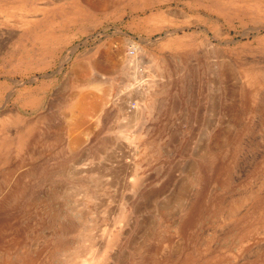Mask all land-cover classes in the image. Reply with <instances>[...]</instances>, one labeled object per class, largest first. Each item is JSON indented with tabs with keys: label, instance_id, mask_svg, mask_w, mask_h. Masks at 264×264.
Wrapping results in <instances>:
<instances>
[{
	"label": "rangeland",
	"instance_id": "1",
	"mask_svg": "<svg viewBox=\"0 0 264 264\" xmlns=\"http://www.w3.org/2000/svg\"><path fill=\"white\" fill-rule=\"evenodd\" d=\"M79 262L264 264V0H0V264Z\"/></svg>",
	"mask_w": 264,
	"mask_h": 264
},
{
	"label": "bare ground",
	"instance_id": "2",
	"mask_svg": "<svg viewBox=\"0 0 264 264\" xmlns=\"http://www.w3.org/2000/svg\"><path fill=\"white\" fill-rule=\"evenodd\" d=\"M229 65H230V64H229ZM230 66H231V65H230ZM228 68H229V67H227V68H225V69L228 70ZM234 68H235V67H234ZM230 70H231V72H234V71H232L231 68H230ZM235 70L237 71V75H238V73H239V72H238V69H235ZM236 71H235V72H236ZM228 72H229V71H227V74H228ZM244 72H246V73H245V75H246L245 77H247V78H246V79H247V82H249L250 84H252L251 82H254L255 80H254V81H252V79L250 80V78H251L250 75H252L251 71H250V70H245ZM222 73H223V76H224V72H223V71H222ZM230 75H231V74H230ZM260 75H262V74H260ZM225 76H226V75H225ZM225 76H224V77H225ZM227 76H229V75H227ZM231 77H232V76H231ZM256 77H257V76H256ZM232 78H233V77H232ZM238 78H239V76H238ZM225 79H226V78H225ZM228 79H229V78H228ZM233 80H234V79H233ZM238 80H239V79H238ZM228 81H229V80H228ZM226 83L228 84V82H226ZM239 83H240V82H239ZM253 86H254V85H253ZM225 87H227V86H225ZM235 87H236V86H235ZM249 87H250V86H249ZM261 87H262V86H261ZM259 88H260V87H259ZM217 89H219V88H217ZM225 89H229V88H225ZM253 89H254V87H253ZM229 90H231V89H229ZM213 91H214V90H213ZM232 91H233V90H232ZM219 93H220V92H219ZM227 93H228V92H227ZM256 93H257V92H256ZM231 95H232V94H231ZM231 95H230V96H231ZM238 95H240V94H238ZM254 95H255V93H254ZM256 95H257V94H256ZM258 95H259V94H258ZM259 96H260V95H259ZM78 97H79V96H78ZM256 97H257V96H256ZM228 100H229V99H228ZM255 100H256V99H255ZM220 101H221V100H220ZM231 102H232V101H231ZM90 103H91V102H90ZM90 103H89V104L87 103V104H88V105H91ZM95 103H96V102H95ZM138 104H139V103H138ZM213 105H214V104H213ZM221 105H222V104H221ZM225 105H226V104H225ZM227 105H228V104H227ZM229 105H230V104H229ZM231 105H232V104H231ZM94 106H95V105H94ZM92 107H93V106H92ZM228 107H230V106H228ZM85 108H86V107H85ZM231 108H233V107H231ZM217 110H218V109H217ZM236 111H237V110H236ZM132 118H133V117H132ZM222 119H223V117H222ZM218 121H219V120H218ZM218 121H217V122H218ZM227 121H228V119H227ZM221 122H222V121H221ZM8 134H9V133H8ZM214 134H215V133H214ZM226 135H227V134H225V136H226ZM225 136H223V137H225ZM229 138H230V137H229ZM218 139H219V138H218ZM222 140H223V139H222ZM231 140H232V139H231ZM219 141L221 142L220 139H219ZM213 142L215 143L216 141L213 140ZM223 142H224V141H223ZM216 143H217V142H216ZM220 145H221V144H220ZM222 145H223V143H222ZM211 146H212V145H211ZM217 148H218V147H217ZM217 150H219V149H217ZM201 151H202V149H201ZM207 151H208V150H207ZM202 152H203V151H202ZM254 182H255V181H254ZM184 186H185V185H184ZM184 186H183V187H184ZM181 189H182V188H181ZM181 194H182V193H181ZM183 194H184V193H183ZM188 211H189V210H188ZM172 248H173V247H172ZM140 250H141V249H140ZM79 263H80V262H79ZM80 264H81V263H80ZM82 264H83V263H82ZM84 264H88V263H84Z\"/></svg>",
	"mask_w": 264,
	"mask_h": 264
},
{
	"label": "crops",
	"instance_id": "3",
	"mask_svg": "<svg viewBox=\"0 0 264 264\" xmlns=\"http://www.w3.org/2000/svg\"><path fill=\"white\" fill-rule=\"evenodd\" d=\"M79 102H80V104L78 105V108H82L83 107L82 105H84V103H83L84 100L83 101L80 100Z\"/></svg>",
	"mask_w": 264,
	"mask_h": 264
}]
</instances>
